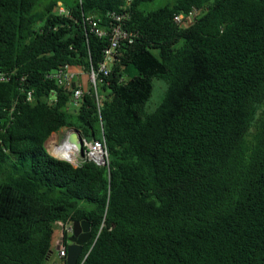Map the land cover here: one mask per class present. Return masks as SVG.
<instances>
[{
    "label": "trees",
    "instance_id": "obj_1",
    "mask_svg": "<svg viewBox=\"0 0 264 264\" xmlns=\"http://www.w3.org/2000/svg\"><path fill=\"white\" fill-rule=\"evenodd\" d=\"M151 1L76 0L60 15L0 0V264H48L68 221L90 225L77 264H264V0ZM112 12L129 13L131 36L99 108L91 87L69 108L47 75L97 67L108 39L84 20L106 27ZM155 78L167 88L148 114ZM62 128L103 132L108 167L48 154Z\"/></svg>",
    "mask_w": 264,
    "mask_h": 264
},
{
    "label": "built area",
    "instance_id": "obj_2",
    "mask_svg": "<svg viewBox=\"0 0 264 264\" xmlns=\"http://www.w3.org/2000/svg\"><path fill=\"white\" fill-rule=\"evenodd\" d=\"M60 15H68V12L62 8L58 7L57 10ZM200 13V10L193 9L188 14L178 13L174 16V22L179 27L184 28L187 24L186 21L191 20ZM129 13H115L112 12L108 14L109 25L106 27L99 26L97 21L93 18H86L84 20L85 24L89 26L90 32L98 38H107L108 46L102 52V61L97 65V67L89 66L87 70L80 66H70L65 65L59 67L56 71H53L47 75L51 80H55L57 85L66 91L71 93V101L69 108L72 105H78V102L82 99L84 94L88 92V88L91 87L94 90L95 100L99 108L100 98L98 95V84L103 82V78L107 77L111 72V66L118 54V49L120 44L124 40H129L131 34H129L123 28V24L128 20ZM28 100L32 101V94L29 92L27 94ZM102 132V130H101ZM56 137L48 142V150L51 156L66 161L78 167L84 162H92L99 167H108V150L106 146L105 139L102 136L100 139L86 141L80 133L68 134L64 140L59 139L58 133ZM74 135V136H73ZM68 138L70 140H75V146H68L66 144ZM81 143V150L78 149L77 145ZM71 147V148H70ZM58 240H57V261H53L50 264H67V237L71 236L73 232V222L61 223L57 222ZM62 240V241H61Z\"/></svg>",
    "mask_w": 264,
    "mask_h": 264
},
{
    "label": "rangeland",
    "instance_id": "obj_3",
    "mask_svg": "<svg viewBox=\"0 0 264 264\" xmlns=\"http://www.w3.org/2000/svg\"><path fill=\"white\" fill-rule=\"evenodd\" d=\"M175 1L176 0H153L151 2L146 3V5H144L143 8L149 9V10H154V9L159 8V7L165 6L167 4H173ZM51 2L57 3V7L54 9V12H57L56 10L58 7H62L65 10H68L69 8L73 7L75 5L76 0H38V3L34 7V12L43 11L44 8ZM137 75H138L137 70L134 69L132 66H129L126 68V72H123L122 79L128 80L129 78L137 76ZM152 84H153L152 94H151L149 100L147 101V103L145 105V109H144L145 112L148 114L153 113L157 109V107L161 104L165 90L167 88L165 81L162 79H156L155 78L152 80ZM86 89H88V85H87ZM74 108H76V106L72 105V109H74ZM72 109H70V110H72ZM263 113H264V101L259 106L256 117H260ZM57 133L59 135V139L64 140L68 134H72L74 132L72 131V128H62ZM51 138L53 139L54 137L50 136L48 138V140L46 141V144H45V149L48 152V154H50V152L48 150V142H49V140H52ZM51 251H52V256H51L52 259L50 260V262L48 264H50L51 261L52 262L57 261V250H56V239L55 238H54L53 243H52Z\"/></svg>",
    "mask_w": 264,
    "mask_h": 264
},
{
    "label": "water",
    "instance_id": "obj_4",
    "mask_svg": "<svg viewBox=\"0 0 264 264\" xmlns=\"http://www.w3.org/2000/svg\"><path fill=\"white\" fill-rule=\"evenodd\" d=\"M73 132L79 133L78 130L72 129ZM78 149L81 150V143L77 145ZM91 239L90 225L89 223L73 222V232L71 236L67 237V264H77L80 255L82 254L83 247ZM62 241V240H61ZM58 249V245H56Z\"/></svg>",
    "mask_w": 264,
    "mask_h": 264
},
{
    "label": "bare ground",
    "instance_id": "obj_5",
    "mask_svg": "<svg viewBox=\"0 0 264 264\" xmlns=\"http://www.w3.org/2000/svg\"><path fill=\"white\" fill-rule=\"evenodd\" d=\"M52 139V138H51ZM66 144L68 145V146H75L76 147V142H75V140H70V138H68V140H67V142H66ZM71 148V147H70Z\"/></svg>",
    "mask_w": 264,
    "mask_h": 264
},
{
    "label": "crops",
    "instance_id": "obj_6",
    "mask_svg": "<svg viewBox=\"0 0 264 264\" xmlns=\"http://www.w3.org/2000/svg\"><path fill=\"white\" fill-rule=\"evenodd\" d=\"M52 136L55 138V137H56V134H55V133H53V134L51 135V137H52ZM56 227H57V226H56ZM57 230H58V231H57V234H58V232H59V229H58V227H57ZM57 240H58V235L56 236V245H57ZM51 256H52V252H51V254H50V260L52 259V257H51Z\"/></svg>",
    "mask_w": 264,
    "mask_h": 264
},
{
    "label": "clouds",
    "instance_id": "obj_7",
    "mask_svg": "<svg viewBox=\"0 0 264 264\" xmlns=\"http://www.w3.org/2000/svg\"><path fill=\"white\" fill-rule=\"evenodd\" d=\"M57 250V249H56Z\"/></svg>",
    "mask_w": 264,
    "mask_h": 264
}]
</instances>
